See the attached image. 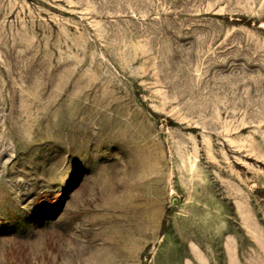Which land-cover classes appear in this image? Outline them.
<instances>
[{
  "label": "rangeland",
  "instance_id": "374dc122",
  "mask_svg": "<svg viewBox=\"0 0 264 264\" xmlns=\"http://www.w3.org/2000/svg\"><path fill=\"white\" fill-rule=\"evenodd\" d=\"M262 152L264 0H0V264H264Z\"/></svg>",
  "mask_w": 264,
  "mask_h": 264
},
{
  "label": "bare ground",
  "instance_id": "6f19581e",
  "mask_svg": "<svg viewBox=\"0 0 264 264\" xmlns=\"http://www.w3.org/2000/svg\"><path fill=\"white\" fill-rule=\"evenodd\" d=\"M262 25H263V24H262ZM239 141H240V140H239ZM210 145H211V144H210ZM212 147H213V146H212ZM185 149H186V148H185ZM183 150H184V149H183ZM183 150H182V151H183ZM197 150H198V149H197ZM182 151H181V152H182ZM187 151H188V150H187ZM250 151H251V150H250ZM250 151H249V152H250ZM190 153H191V151H190ZM263 153H264V152H262V155H263ZM193 154H194V153H193ZM193 154H192V155H193ZM197 154H198V153H197ZM258 154H259V152H258ZM183 155H185V154H183ZM209 155H210V154H209ZM260 155H261V154H260ZM262 155H261V156H262ZM213 156H214V155H213ZM263 157H264V156H263ZM263 157H262V158H263ZM182 159H183V158H182ZM194 159H195V158H194ZM212 159H214V158H212ZM226 159H227V158H226ZM226 159H225V160H226ZM183 160H184V159H183ZM185 160H187V158H185ZM196 160H197V159H196ZM193 161H194V160H192V162H190V163H191L190 165H189V163H187L186 165H189V166L193 167V165H194V164H193ZM260 161H261V160H260ZM188 162H189V160H188ZM194 162H195V161H194ZM210 162H211V161H210ZM181 163H182V162H181ZM185 163H186V161H185ZM225 163H226V162H225ZM227 163H228V162H227ZM235 163H236V162H235ZM183 164H184V163H183ZM197 164H198V162H197ZM229 164H230V163H229ZM208 165H209V164H208ZM211 165H212V164H211ZM239 165H240V164H239ZM263 165H264V164H263ZM195 166H196V165H195ZM198 166H199V165H198ZM201 166H202V165H201ZM216 166H217V165H216ZM194 168H195V167H194ZM200 168H201V167H200ZM214 168H215V167H214ZM216 168H217V167H216ZM222 168H223V167H222ZM231 168H232V167H231ZM182 169H183V168H182ZM195 170H197V169H195ZM222 170H223V169H222ZM203 171H204V173H203V172H202V173L205 174V169H204ZM184 172H185V171H184ZM186 172H188V171L186 170ZM209 172H210V171H209ZM195 173H196V172H194V174H195ZM220 173H221V172H220ZM200 174H201V173H200ZM222 174H223V173H222ZM183 175H185V174H183ZM186 175H187V174H186ZM188 175H189V174H188ZM196 175H197V174H196ZM207 175H208V174H207ZM221 176H222V175H221ZM194 177H195V176H194ZM202 177H203V176H202ZM216 177H218V176H216ZM238 177H239V176H238ZM184 178H185V177H184ZM188 178H189V177H188ZM205 178H206V177H205ZM236 178H237V177H236ZM217 179H218V178H217ZM226 179H227V178H226ZM240 179H241V178H240ZM182 180H183V179H182ZM186 180H190V179H186ZM197 180H198V178H197ZM204 180H205V179H203V181H204ZM221 180H222V179H221ZM238 180H239V179H238ZM208 181H209V180H208ZM219 181H220V179H219ZM219 181H218V182H219ZM223 181H225V180H223ZM233 181H234V180H233ZM245 181H246V180H245ZM192 182H193V180H192ZM209 182H210V181H209ZM214 182H215V181H214ZM218 182H217V183H218ZM225 182H226V181H225ZM205 183H206V181H205ZM219 183H220V182H219ZM241 184H242V183H241ZM209 185H211V184H209ZM226 185H227V184H226ZM226 185H225V186H226ZM186 186H187V185H186ZM213 186H214V185H213ZM223 186H224V185H223ZM225 186H224V187H225ZM231 186H232V185H231ZM205 187H206V186H205ZM211 187H212V186H211ZM221 187H222V186H221ZM263 187H264V186H263ZM195 188H196V187H195ZM200 188H201V187H200ZM216 188H217V186H216ZM228 188H229V187H228ZM184 189H185V188H184ZM187 189H188V188H187ZM222 189H223V188H222ZM229 189H230V188H229ZM231 189H232V188H231ZM170 190H171V189H170ZM172 190H173V189H172ZM194 190H195V189H194ZM203 190L205 191L206 189H203ZM209 190H210V189H209ZM197 191H198V190H197ZM199 191H200V190H199ZM201 191H202V190H201ZM220 191H221V190H220ZM188 192H189V191H188ZM228 192H229V191H228ZM231 192H232V191H231ZM239 192H240V191H239ZM242 192H243V191H242ZM244 192H245V191H244ZM172 193H173V192H172ZM235 193H236V191H235ZM178 194H179V193H178ZM184 194H185V193H184ZM189 194H190V193H189ZM220 194H221V193H220ZM228 194H229V193H228ZM232 194H233V193H232ZM238 194H239V193H238ZM241 194H242V193H241ZM186 195H187V194H186ZM208 195H209V194H208ZM212 195H213V194H212ZM223 195H224V194H223ZM223 195H221V196H223ZM234 195L236 196V194H234ZM245 195H246V194H245ZM187 196H188V195H187ZM206 196H207V195H206ZM210 196H211V195H210ZM231 196H232V195H231ZM241 196H242V195H241ZM207 197H208V196H207ZM219 197H220V196H218L217 198H219ZM227 197H228V196H227ZM232 197H233V196H232ZM242 197H243V196H242ZM245 197H246V196H245ZM186 198H187V197H186ZM199 198H200V197H199ZM201 198H202V197H201ZM203 198H204V197H203ZM211 198H213V197H211ZM215 198H216V197H215ZM244 199H245V198H244ZM184 200H185V199H184ZM187 200H188V199H187ZM206 200H207V199H206ZM213 200H214V198H213ZM230 200H231V199H230ZM188 201H189V200H188ZM220 201H221V199H220ZM226 201H227V200H226ZM233 201H234V203H235L236 200H233ZM243 201H244V200H243ZM201 202H202V201H201ZM244 202H245V201H244ZM196 203H197V202H196ZM199 203H200V202H199ZM199 203H198V204H199ZM219 203H220V202H219ZM219 203H218V204H219ZM223 203H224V202H223ZM248 203H249V202H248ZM200 204H202V203H200ZM183 205H184V204H183ZM220 205H221V204H220ZM243 205H244V204H243ZM199 206H200V205H199ZM181 207H182V206H181ZM243 207H244V206H243ZM248 207H249V206H248ZM222 208H223V207H222ZM241 208H242V207H241ZM245 208H246V207H245ZM181 209H182V208H181ZM199 209H200V208H199ZM211 209H212V208H211ZM241 210H244V209H241ZM214 211H215V210H214ZM238 211H239V210H238ZM253 211H254V210H253ZM215 212H216V211H215ZM256 212H257V211H256ZM256 212H255V213H256ZM185 213H186V211H185ZM221 213H223V211H222ZM236 213H238V212H236ZM223 214H224V213H223ZM242 214H243V213H242ZM229 216H230V215H229ZM237 216H238V215H237ZM189 217H190V216H189ZM194 217H196V216H194ZM194 217L192 216V218H194ZM239 218H240V216H239ZM190 219H191V218H190ZM190 219H189V220H190ZM237 219H238V218H237ZM243 219L246 220L245 217H243ZM189 220H188V221H189ZM193 220H194V219H193ZM196 220H197V219L195 218V221H196ZM203 220H204V219H203ZM247 220H248V219H247ZM224 221H225V220H224ZM197 222H198V221H197ZM214 222H215V221H214ZM229 222H230V221H229ZM234 222H235V221H234ZM246 222H247V221H246ZM195 223H196V222H194L193 224H195ZM208 223H209V222H208ZM224 223H225V222H224ZM236 223H237V222H236ZM188 224H189V223H188ZM197 225H198V224H197ZM197 225H195V226H197ZM225 225H226V224H225ZM232 225H233V223H232ZM189 226H190V225H189ZM192 226H193V225H191V227H192ZM217 226H218V225H217ZM239 226H240V224H239ZM244 226H245V224H244ZM187 227H188V225H187ZM187 227H186V228H187ZM200 227H201V226H200ZM200 227H199L198 230H202ZM208 227H209V225H208ZM212 227H213V226H212ZM222 227H223V225H222ZM222 227H221V229H222ZM242 227H243V226H242ZM248 227H249V226H248ZM250 227H251V226H250ZM250 227H249V228H250ZM176 228H177V227H176ZM218 228H219V227H218ZM227 228H228V227H227ZM229 228H230V227H229ZM178 229H179V228H178ZM188 229H189V228H188ZM195 229H196V228H195ZM208 229H209V228H208ZM211 229H212V228H211ZM216 229H217V228H216ZM216 229L214 228V230H216ZM219 229H220V228H219ZM230 229H232V227H231ZM233 229H234V228H233ZM245 229H246V228H245ZM182 231H183V230H182ZM212 231H213V230H212ZM217 231H218V230H217ZM234 231H235V230H233V232H234ZM247 231H248V230H247ZM176 232H177V231H176ZM183 232H184V231H183ZM183 232H182V233H183ZM215 232H216V231H215ZM223 232H224V231H223ZM250 232H251V231H250ZM178 233H179V232H178ZM187 233H190V232H187ZM187 233H186V234H187ZM192 233H193V232H192ZM197 233H198V232H197ZM203 233H205V232H203ZM220 233H221V232H220ZM259 233H260V232H259ZM180 234H181V233H180ZM183 234H184V233H183ZM186 234H184V235H186ZM190 234H191V233H190ZM198 234H199V233H198ZM213 234H214V233H213ZM236 234H237V232H236ZM251 234H252V233H251ZM251 234H250V235H251ZM184 235H183V236H184ZM192 235H194V234H192ZM219 235H220V234H219ZM238 235H239V234H238ZM252 235H253V234H252ZM186 236H187V235H186ZM194 236H195V235H194ZM194 236H192V237H193V238H198L197 236H196V237H194ZM207 236H208V235H207ZM211 236H213V235H211ZM236 236H237V235H236ZM241 237H242V236H241ZM180 238H181V236H180ZM208 238H210V237H208ZM216 238H219V237H216ZM220 238H221V236H220ZM238 238H240V236H238ZM203 239H204V238H203ZM205 239H206V238H205ZM210 239H211V238H210ZM214 239H215V238H214ZM230 239H231V237H230ZM235 239H237V238H235ZM225 240H226V239H225ZM182 241H183V240H182ZM186 241H187V239H186ZM199 241H200V240H199ZM231 241H232V240H231ZM201 242H202V241H201ZM232 242H233V241H232Z\"/></svg>",
  "mask_w": 264,
  "mask_h": 264
}]
</instances>
